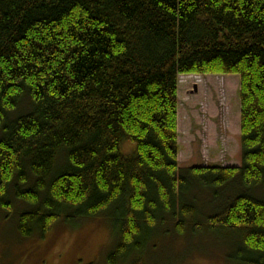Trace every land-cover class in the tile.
Segmentation results:
<instances>
[{
	"label": "trees",
	"instance_id": "16d2710c",
	"mask_svg": "<svg viewBox=\"0 0 264 264\" xmlns=\"http://www.w3.org/2000/svg\"><path fill=\"white\" fill-rule=\"evenodd\" d=\"M218 73L241 79V165L180 170L179 78ZM13 183L24 238L103 216L118 238L108 263L141 264L157 232L188 233L209 201L239 264H264V0H0L8 213Z\"/></svg>",
	"mask_w": 264,
	"mask_h": 264
},
{
	"label": "rangeland",
	"instance_id": "374dc122",
	"mask_svg": "<svg viewBox=\"0 0 264 264\" xmlns=\"http://www.w3.org/2000/svg\"><path fill=\"white\" fill-rule=\"evenodd\" d=\"M198 75L202 76L179 78V169L240 166V76ZM122 151L130 156L135 147L125 143ZM14 185L8 188L12 211L0 207V264H109L108 256L118 242L110 218L77 220L63 216L44 236L21 237L18 217L27 205L17 200ZM208 204L200 206L196 218L186 219L188 233L165 237L157 232L155 242L140 255L141 264H239V243L230 232L210 228L207 217L216 208ZM130 258L136 256L120 264H132Z\"/></svg>",
	"mask_w": 264,
	"mask_h": 264
}]
</instances>
